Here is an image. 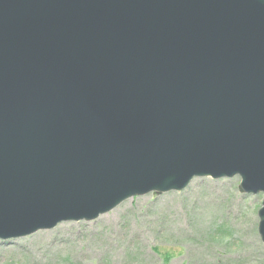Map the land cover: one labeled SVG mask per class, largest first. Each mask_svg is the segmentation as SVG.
Returning <instances> with one entry per match:
<instances>
[{
  "label": "water",
  "instance_id": "1",
  "mask_svg": "<svg viewBox=\"0 0 264 264\" xmlns=\"http://www.w3.org/2000/svg\"><path fill=\"white\" fill-rule=\"evenodd\" d=\"M234 177L264 195V0H0V239Z\"/></svg>",
  "mask_w": 264,
  "mask_h": 264
},
{
  "label": "rangeland",
  "instance_id": "2",
  "mask_svg": "<svg viewBox=\"0 0 264 264\" xmlns=\"http://www.w3.org/2000/svg\"><path fill=\"white\" fill-rule=\"evenodd\" d=\"M241 179H194L179 193L129 199L94 221L0 240V264H264V195Z\"/></svg>",
  "mask_w": 264,
  "mask_h": 264
},
{
  "label": "bare ground",
  "instance_id": "3",
  "mask_svg": "<svg viewBox=\"0 0 264 264\" xmlns=\"http://www.w3.org/2000/svg\"><path fill=\"white\" fill-rule=\"evenodd\" d=\"M0 240H2V239H0ZM4 241H6V240H4Z\"/></svg>",
  "mask_w": 264,
  "mask_h": 264
}]
</instances>
